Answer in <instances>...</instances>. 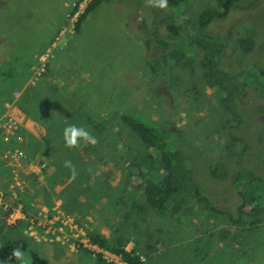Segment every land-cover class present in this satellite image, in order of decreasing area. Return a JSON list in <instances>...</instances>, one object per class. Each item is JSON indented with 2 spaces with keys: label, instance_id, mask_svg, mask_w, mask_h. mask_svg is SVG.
<instances>
[{
  "label": "rangeland",
  "instance_id": "rangeland-1",
  "mask_svg": "<svg viewBox=\"0 0 264 264\" xmlns=\"http://www.w3.org/2000/svg\"><path fill=\"white\" fill-rule=\"evenodd\" d=\"M88 1L0 0V67L14 71L13 79L0 78V99H5L0 114L20 123V147L47 151L44 171L16 177L22 186L20 211L29 217L59 209L76 224L74 230L46 235L50 240H37L14 220L17 208L5 198L0 244L25 238L27 264H118L113 253L79 241L102 231L111 245L126 244L146 264H264V75L257 74L264 68V0H240L226 17L213 18L203 29L206 39L195 19L207 9L218 11L217 0H182L164 10L146 6L145 0H110L75 30ZM169 23L178 27L177 35L169 32ZM248 32L255 33V48L244 53L234 45ZM197 38L209 43L215 62L243 86L241 127H234L237 119L223 110L220 92L201 75V51L191 41ZM23 92L25 102L19 101ZM120 113L159 127L181 151L182 174L192 176L161 212L146 206L142 181L125 171L135 152L144 154L145 148L121 123ZM104 116L114 117L98 134L91 124ZM69 125L84 127L98 143L67 148L63 131ZM149 153L152 161L142 168L156 181L164 171L157 151ZM69 160L75 179L64 166ZM247 170L263 181L251 180ZM8 180V172L0 174L1 189ZM191 183L208 198L221 193L223 208L238 205V192L243 222L236 225L207 210L193 197ZM255 219L258 223L249 226Z\"/></svg>",
  "mask_w": 264,
  "mask_h": 264
},
{
  "label": "trees",
  "instance_id": "trees-1",
  "mask_svg": "<svg viewBox=\"0 0 264 264\" xmlns=\"http://www.w3.org/2000/svg\"><path fill=\"white\" fill-rule=\"evenodd\" d=\"M110 0H89L87 4L85 5L83 11L79 14L78 19L74 23V29L78 30L80 23L86 18L87 14L90 13L92 10H94L100 3L108 2ZM182 0H168L169 6H175L178 5ZM240 0H217L219 10H213V9H207L203 12H201L199 15H197L195 19V24L199 28L200 37L201 38H209L210 36L203 32V29L208 25L210 21L213 20V18L221 19L228 15L230 10H232L235 7V4L239 2ZM76 10L77 8L74 7ZM169 32H171L172 36L178 34V27L173 26L172 24L166 25ZM201 38H197L195 40H191L196 44V46L201 51V57L199 58V65L202 69L201 75L203 79L208 82L213 88L217 89L220 92V99L219 103L222 106L224 111H227L232 116H234L237 119V124L234 125V127H238L243 124L244 122V114L242 111L241 106V100L244 97L243 92V86L240 88L237 86L233 80L234 75L231 74V72L227 69L224 70L217 62H215L213 58V50L211 51L209 43L203 44ZM255 33L254 32H248L246 35L242 37H238L236 39V44L234 45L236 49H239V51L248 53L252 51L255 48ZM46 41V44L43 46L45 47L51 40ZM237 45V46H236ZM263 46H264V40H263ZM185 47H182L181 50L177 51L178 58L183 57ZM176 61V59H175ZM258 76L264 75V68L257 69ZM14 71L11 68H8L7 71H2L0 67V78L3 80H8L13 77ZM13 79V78H12ZM26 80L25 75L21 78V81L19 82L20 85L24 83ZM260 85V84H256ZM261 86V85H260ZM264 87V84L262 85ZM264 89V88H263ZM261 88V90L263 91ZM2 93V88H0V95ZM27 95L26 93H22L20 95L19 101H27ZM4 98L0 99V110H2V104L4 102ZM30 102L32 103V100L30 99ZM17 107L23 111V105L16 104ZM25 113V112H24ZM114 116H107L102 117V119L94 120L91 124V128L101 133L105 130L106 124H109L110 120ZM119 120L123 125H125L136 137L140 139L141 144L145 148V153H141V151H136L134 154V157L131 159V161H128L125 164V171L128 174V177L130 179H140L142 181V194L144 196V201L146 206L151 207L155 211H163L166 209V205L169 201H167L172 195H176L175 193L180 190H185L187 188V183L192 180V176L189 174V176H186L182 174V171L180 169V164L178 163L177 158H179L180 150L176 148V146L167 141L165 135L163 132L158 130L156 126H152L148 124L145 121L139 120L136 116L127 115L125 113H120L117 115ZM160 129V128H159ZM53 130V129H52ZM162 132V133H161ZM231 132L233 133L232 129ZM19 133V132H18ZM165 137V138H164ZM234 140H237L233 138ZM55 143V142H54ZM150 148H153L157 151L159 158V166H161L162 170L164 171V176L156 181H153V179L145 173L147 171H143V166L146 163H149L152 161L151 155L149 153ZM56 149L57 146H56ZM26 151L28 157L31 159L35 154H39L44 160L47 159L44 157L47 156V151H41L40 153H32L29 152L24 148ZM48 163V162H47ZM47 165L43 170L47 168ZM141 166V168H140ZM251 180L257 181L258 183L263 181V177L261 178L259 175L256 176V174L251 171L247 170ZM209 173H205L204 175L208 176ZM32 176V175H31ZM236 176H234L235 179ZM191 187L193 189L192 195L195 198L196 201L201 202L203 206L210 211L214 212H220V214L227 215L230 222L233 224L239 225L244 220V215L238 212L237 208L241 206L242 200L241 195L237 192L239 197L238 205L233 204L232 206H228L227 208H223L220 202V198H222V194L214 192L212 193L214 197L208 198L204 192L203 189L199 186V184L191 183ZM233 186V184H231ZM199 187V188H198ZM217 188H222L224 192L223 185L217 184ZM264 191V190H261ZM222 192V193H223ZM224 195V193H223ZM232 196V195H231ZM235 196V195H234ZM259 199L263 196L258 193ZM224 201H227L223 196ZM254 208H257V206H254ZM236 209V210H235ZM19 222H21L22 227L25 225V220L19 219ZM258 223V220L255 219V222L249 223V226H254ZM91 244L96 245L98 248L113 253L116 255L120 262L124 264H146L144 260L141 259L140 255H138L134 250H125L124 244H117L111 245L110 242L107 240L106 237L100 235V234H92L91 238L89 239ZM14 248H21L25 253L29 250L28 242L25 238H15L7 242L6 244H0V260H3L6 262V264H20L19 261H17L14 258H10L11 251ZM101 256V255H100ZM36 262V259H35ZM31 264H36L33 261Z\"/></svg>",
  "mask_w": 264,
  "mask_h": 264
},
{
  "label": "built area",
  "instance_id": "built-area-1",
  "mask_svg": "<svg viewBox=\"0 0 264 264\" xmlns=\"http://www.w3.org/2000/svg\"><path fill=\"white\" fill-rule=\"evenodd\" d=\"M11 118L12 117H10L8 113H4L3 115L0 114V171L6 169L9 173L7 188L5 190L0 188V204L4 207L7 204L5 198L10 199L12 204H15V208H17V214L14 220H25L26 230H29L28 235L37 240H50L45 236L60 235L62 228L66 229L67 227L70 230H74L76 224L73 223L72 218L59 209H52V212H50V210H43L36 216L29 217H26L25 214L20 211L21 204L18 201V195L21 193L22 186L16 178L17 175L20 174V172L37 175V172L44 171L43 169L47 162L40 155H34L31 159L28 157L24 148L20 147L22 139L17 136L21 125L18 121ZM21 153H23V155H21ZM11 215L12 214H9V216ZM48 215L51 217L48 218ZM65 238V235H62V239ZM79 241L83 246L95 248L93 245H90L88 238L79 239ZM114 258L116 259L118 257L114 256Z\"/></svg>",
  "mask_w": 264,
  "mask_h": 264
},
{
  "label": "clouds",
  "instance_id": "clouds-1",
  "mask_svg": "<svg viewBox=\"0 0 264 264\" xmlns=\"http://www.w3.org/2000/svg\"><path fill=\"white\" fill-rule=\"evenodd\" d=\"M145 3L148 7H153L161 10L167 9L169 7L168 0H145ZM184 122L186 123L187 121L185 120ZM63 139L65 142V146L69 149L79 148L81 141L92 146H95L98 143L97 138L94 137L88 130H86L84 127H78L76 125H69L64 128ZM21 155H23V153H21ZM64 166L70 169L72 173L71 178L75 179L76 171L75 166L72 164V162L70 160L65 161ZM10 258L16 259L20 262V264H27L25 252L21 248H14L11 251ZM0 264H6V262L0 260Z\"/></svg>",
  "mask_w": 264,
  "mask_h": 264
},
{
  "label": "crops",
  "instance_id": "crops-1",
  "mask_svg": "<svg viewBox=\"0 0 264 264\" xmlns=\"http://www.w3.org/2000/svg\"><path fill=\"white\" fill-rule=\"evenodd\" d=\"M1 111H2V110H0V113H1ZM35 155H39V154H35ZM4 172H6V173H7V170H6V169L2 170V173H0V174H3ZM99 233H100V235L102 234V236H104V237H106V238L108 237V236L104 235V234L102 233V231H100ZM107 240H109V239L107 238ZM126 243H127V242H126ZM125 245H126V244H124V246H123V247H124V249H125V250H127V251H128V248H127V247H125ZM100 250H101V249H100ZM129 250H130V249H129ZM102 252H104V253H107V252H106V251H104V250H102ZM110 255H111V254H110ZM116 261H119V259H118V258H116ZM117 263L124 264V263H122V262H120V261H119V262H117Z\"/></svg>",
  "mask_w": 264,
  "mask_h": 264
},
{
  "label": "flooded vegetation",
  "instance_id": "flooded-vegetation-1",
  "mask_svg": "<svg viewBox=\"0 0 264 264\" xmlns=\"http://www.w3.org/2000/svg\"><path fill=\"white\" fill-rule=\"evenodd\" d=\"M88 240H89V238H88ZM89 243H90V245H93V244H91V242H90V240H89ZM95 248H97L98 250H100V248H98L96 245H93ZM101 252H102V249L100 250ZM103 258H104V256H103Z\"/></svg>",
  "mask_w": 264,
  "mask_h": 264
}]
</instances>
